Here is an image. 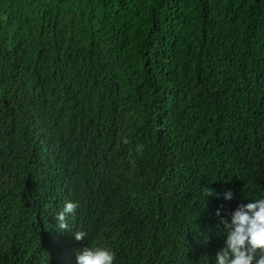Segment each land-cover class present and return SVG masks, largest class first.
I'll list each match as a JSON object with an SVG mask.
<instances>
[{
    "label": "trees",
    "instance_id": "1",
    "mask_svg": "<svg viewBox=\"0 0 264 264\" xmlns=\"http://www.w3.org/2000/svg\"><path fill=\"white\" fill-rule=\"evenodd\" d=\"M257 199L264 0H0V264H215Z\"/></svg>",
    "mask_w": 264,
    "mask_h": 264
},
{
    "label": "clouds",
    "instance_id": "2",
    "mask_svg": "<svg viewBox=\"0 0 264 264\" xmlns=\"http://www.w3.org/2000/svg\"><path fill=\"white\" fill-rule=\"evenodd\" d=\"M121 142L128 144L126 138ZM144 145H137L136 151L143 150ZM208 196L213 195L211 189H204ZM231 192L225 194V199H231ZM77 203L65 202L55 219L56 227L60 232L68 231V219L78 208ZM217 217L221 216L219 210ZM220 223L226 229L225 246L217 252L215 264H264V199L241 204L231 213L230 223L221 218ZM86 233L76 231L74 237L77 241L84 240ZM116 253L103 245L84 247L76 255L77 264H115Z\"/></svg>",
    "mask_w": 264,
    "mask_h": 264
}]
</instances>
